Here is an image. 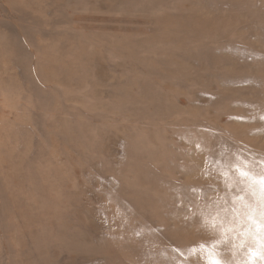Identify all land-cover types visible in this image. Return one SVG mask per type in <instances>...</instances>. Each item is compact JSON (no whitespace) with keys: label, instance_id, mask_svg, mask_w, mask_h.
Wrapping results in <instances>:
<instances>
[{"label":"rangeland","instance_id":"374dc122","mask_svg":"<svg viewBox=\"0 0 264 264\" xmlns=\"http://www.w3.org/2000/svg\"><path fill=\"white\" fill-rule=\"evenodd\" d=\"M261 161L264 0H0V264L251 261Z\"/></svg>","mask_w":264,"mask_h":264},{"label":"snow or ice","instance_id":"6c2138e0","mask_svg":"<svg viewBox=\"0 0 264 264\" xmlns=\"http://www.w3.org/2000/svg\"><path fill=\"white\" fill-rule=\"evenodd\" d=\"M245 163H247V162H245ZM260 164H261V172H262L261 183L264 184V161H261ZM234 168L236 169V171L240 175L242 182L245 178H249V173L251 171L250 168H242L240 165H234ZM254 187H255L254 181L250 182L247 185V189L249 191H251V195L256 196V192L254 190ZM233 199L235 201L237 198L233 197ZM239 199L241 202H243L244 197L241 196V197H239ZM259 202H260V217H261V220H264V188H262L260 191ZM254 212H255V209L250 208V213H254ZM249 219H252V215H249ZM262 228H264V225H262ZM216 243H218V242H213L211 244L202 245L203 248L208 249V251L206 253V257H205L207 264H232L231 261L222 259L220 257L219 251L216 248ZM239 247L245 248L246 244L242 242L239 245ZM246 255H248L252 258L251 261L244 260V261L237 262V264H264V240H262V242H261L259 254H257L256 251L249 249V251L246 253Z\"/></svg>","mask_w":264,"mask_h":264}]
</instances>
